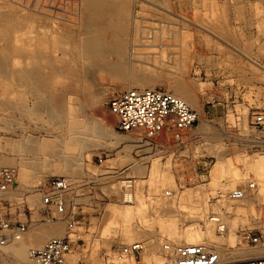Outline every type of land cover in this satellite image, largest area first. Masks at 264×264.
<instances>
[{"label": "rangeland", "instance_id": "obj_1", "mask_svg": "<svg viewBox=\"0 0 264 264\" xmlns=\"http://www.w3.org/2000/svg\"><path fill=\"white\" fill-rule=\"evenodd\" d=\"M0 1L6 5L23 4L50 19L27 21L26 16L31 17L28 9L17 12L13 19H6L0 9L1 39L11 42L12 50L18 49L20 46H16L21 42L26 48L27 42H37L43 36L55 41L50 44L52 48H74L81 41V27L77 25L78 0ZM159 1H163L164 9L142 3L145 8L137 18L138 26L129 32L126 40L140 45L137 52L141 60L136 62L137 68L149 66L142 60H154L156 65L162 66L163 69L152 72L157 78L154 88L175 94L178 86H185L199 101V107L190 106L200 113V122L182 136V141L189 146L180 150L171 133L172 137L163 141L162 133L149 139L139 131L120 132L118 118L109 102L126 89L120 87V80L112 77L99 82L104 96L98 107L100 115L96 113L93 118L103 120L110 130L126 140L106 148L92 137L88 138L89 142L72 144L65 129L54 124L47 113L33 110L38 100L46 101L42 96L33 94L30 87L12 78L0 76V170L10 168L17 173L16 184L7 191L0 189V221L27 224L29 213L36 214L44 207L40 187L46 180L69 177L76 185L68 195L67 208L75 207V213L82 210L80 208L83 212L101 213L99 219L91 220L88 229L80 228V236L75 234L78 223L72 229L71 240L75 244L72 260L81 259L84 264H164L167 257L163 245L190 244L184 242L190 230L206 235L203 215L209 214L219 217L222 223L232 221L231 239L219 245H207L205 241L195 244L204 243L215 251L219 247L217 251L225 263L249 258L252 252L264 255V242L255 244L242 237L244 231L253 238L264 236V125L256 128L253 123L256 115L264 113V68L260 67H264V0ZM54 16L60 19L54 20ZM190 31L201 35L200 38H190ZM203 31L206 32L204 37ZM190 40L194 41L190 43ZM14 56L10 55L13 66L18 60ZM50 60L54 62L53 54ZM48 61L49 58L38 60L39 68ZM50 72L53 73L51 69ZM46 81L53 84L57 92H62L66 85L61 78ZM80 118L88 123L85 117ZM59 136L68 141L62 152L78 160L71 167L72 176L56 172L65 165L58 158L42 156L43 161L38 166L23 165L22 157L34 154L22 148V143L32 139L43 144ZM150 142L157 148L148 146ZM143 144L146 147L142 148ZM205 162L207 170L203 166ZM124 171L133 181L131 189L113 175ZM81 182L86 185L76 187ZM251 183L255 187L250 189ZM240 189H247L243 202L242 198L234 196ZM32 220V225L27 224L28 231L17 239L36 231L40 222H36L35 217ZM44 223L43 226L57 228L59 224ZM213 223L217 231L220 222ZM168 227L179 236L171 235ZM66 229L64 224L61 234L39 246L29 243L28 259L38 264L29 253L43 248L52 239L64 237ZM134 243H142L141 255L119 259V249ZM8 246L0 244V264H23L6 252Z\"/></svg>", "mask_w": 264, "mask_h": 264}, {"label": "bare ground", "instance_id": "obj_2", "mask_svg": "<svg viewBox=\"0 0 264 264\" xmlns=\"http://www.w3.org/2000/svg\"><path fill=\"white\" fill-rule=\"evenodd\" d=\"M144 2L151 6H156L158 8L164 9L162 7L163 1H159V0L157 2L158 4L154 1L150 2L148 0H133V1L78 0L80 7V14H79L80 19L78 20L79 22L77 23V25H80L81 27L82 36L80 35L81 41L79 40L80 42H77L74 48H68V47L64 49L62 47H61L62 49L59 47L52 48L50 47V44L53 45V42L55 41L51 42V40L47 39L46 36H43V38L37 40V42L36 41L27 42L28 44L26 45V48H24L23 46L25 45V43L21 42L18 46H16V48L20 46L18 49L12 50L11 49L12 43L5 41L4 39H1L3 38V35L0 31V76L3 79L12 78L14 81L26 85V87H30L31 92L33 94L42 96L43 99L46 101L41 102L38 100L36 105L33 107V110L44 111L45 113H47L49 119L54 124L58 125L61 129L62 128L65 129L64 132H66V135L70 138L69 140H71L72 144H76L84 140H87L89 142L88 138L90 137H92V139L98 140L99 143L97 144H100L104 148L108 147L110 144L114 145V144L122 143L126 139H123L119 134H117L113 130H110L108 128V125L105 122H102L103 120L98 121L95 120L93 117L96 113H99L100 115L98 107L101 104L102 98L104 96L102 87L99 86L100 80L109 77L118 79L121 81L120 87L125 88L126 90L132 88H141V89H146V87L154 88L156 83L155 80L157 78L154 76V74H152V72L157 71L159 69L160 70L163 69L162 66L156 65L154 60L151 61L142 60L143 64H148L149 66H139V68H137L138 66L136 62L141 60L139 59L138 57L139 53L137 52L138 50L137 48L140 45H137V43H135L134 40L132 41L126 40L127 36H129V32L132 31V29L138 24L137 18L139 17V15L142 16L141 14L142 10L145 8L142 4ZM0 3L2 2L0 1ZM19 5L16 6L13 3L6 5L2 3L0 4V9L1 12L6 15L7 17L6 19H13L14 14H16L17 12H22L23 10L27 11L26 9H28V7L24 6L23 4H19ZM29 12H31L30 14L31 17L28 18V16H26L27 21L50 20L49 17H47L48 15L46 16L44 14L41 15L38 14L39 11H36L37 12L36 13L33 12V9H28V13ZM54 17H55L54 20L58 21L60 19L58 16H54ZM73 22L74 21L72 20V23ZM74 23L76 24V22ZM67 24H69V22ZM68 42L69 41H67L66 43ZM11 54H15V56L18 59L16 65L14 64L15 66H13L12 62L10 61ZM52 54L54 57V62L50 60ZM41 58H49V61L47 63L43 62L42 64L43 67L42 66L40 67L41 68V72H40V68H39L40 65L37 62ZM253 62L259 65L258 62L255 61ZM260 67L264 68L261 65ZM50 69L52 70L53 73L50 72ZM164 76L165 75H163V77ZM55 78L64 79L66 85L63 88L62 92H57L54 89L53 84H49L46 81L47 79L53 80ZM131 80H133V82ZM51 83L54 82L51 81ZM175 95L181 98L182 100H184L189 106L190 104L196 107L200 106L198 103L199 101L192 93H190L185 88V86L184 87L178 86ZM80 117H85L86 118V119L84 118L85 121L88 119V123L86 122L84 123V121L82 122L80 120L81 119ZM164 131L161 132L162 133L161 138L163 141L170 139V136L172 134V133L170 134V132L167 130ZM56 138L57 140L54 141L51 140V142H47L43 144H37L36 141L32 139L30 141H26L22 143L21 144L22 148L28 150L29 153L34 154L32 157H22V162H24L23 165L29 164L32 166H38L39 164H41L40 162L43 161L42 156L58 158L59 160L64 161L65 165L64 168L61 169V171L57 170L56 172L60 174H65L66 176H72L74 171L71 167L78 160L74 159L70 154L66 155L64 152H62L61 149L67 144L68 141H66L63 136L55 137V139ZM86 145L88 144L86 143ZM95 145L96 142L93 146ZM245 199L246 198L244 197L240 201L243 202V200L245 201ZM131 211L132 210H130V212ZM171 213L173 212L171 211ZM119 216L120 218H122L121 214ZM200 217L202 218V214L200 215ZM120 218H118V220ZM203 218L205 221L204 228L206 235L205 234L203 235L200 232L194 230H190V232L185 234L184 237L185 243H190V245H195V243L197 242L205 241L207 242V245L209 243H214V244L217 243L219 245L220 243H223L224 240L230 241L231 239L230 232L232 231V226H231L232 221L231 224L225 222L222 223L219 217L210 214L209 216L207 215L205 217L203 215ZM213 222L215 223L220 222L216 226L217 231L213 228V224H214ZM39 227L41 226H38L36 229H38ZM168 228H170L168 232L171 235H174L175 237L179 236V233L172 230L171 227ZM54 229L55 228L50 227L49 231L51 232L55 231ZM215 231L218 232V234H216ZM40 234H41L40 232H36V233L32 232V235L24 234L19 239L15 238L16 240L14 239L10 244H8L10 246L6 247L7 249L6 252L16 257L19 262L22 261L23 264H34L31 262L32 260L30 261L27 257L28 256L27 247L29 243H34L37 239H39ZM51 234L52 236L57 235L56 233H51ZM232 244L233 246H235L234 242ZM154 245H156L155 242ZM182 245H187V244H182ZM218 245H216V247ZM222 246H225V243ZM218 248L219 247L216 248V251L214 250L217 254H219ZM252 253L253 254H248L249 258L239 259L238 261L235 262L264 258V255H261L260 252H256V253L252 252ZM242 255L243 253L240 254V256ZM30 256H31V252L29 253V257ZM219 256L221 257L220 254ZM165 260L166 262H164V264H172L169 258ZM222 262L223 264H233V263H225L224 259H222Z\"/></svg>", "mask_w": 264, "mask_h": 264}, {"label": "built area", "instance_id": "obj_3", "mask_svg": "<svg viewBox=\"0 0 264 264\" xmlns=\"http://www.w3.org/2000/svg\"><path fill=\"white\" fill-rule=\"evenodd\" d=\"M111 111L118 118L117 129L120 132L139 131L145 133L146 137L152 139L162 131L172 133L176 141L181 144L184 131H188L198 125L200 113L190 107L184 100L172 92L161 88H132L116 94L109 102ZM256 128L264 125V113L256 115L253 121ZM152 149L155 144L150 142ZM157 147V146H156ZM100 163L103 160L99 159ZM207 170L208 163L203 164ZM124 172H114L118 180H122L126 187L131 189L133 181L127 178ZM17 183L15 169L4 168L0 170V189L7 191ZM91 184V183H90ZM92 184H95L93 181ZM76 183L68 177H52L40 187L43 194V204L46 210L47 222H54L58 219L67 222L66 234L62 238H55L41 249L31 251V257L38 264H84L81 259L75 261L71 257L74 254L73 242L71 240L72 229L77 225L78 219L75 207L67 208L68 195ZM85 182L79 183L76 187L85 186ZM254 183L249 188H254ZM247 189H240L235 192L236 198L246 195ZM8 221V220H7ZM0 221V244L8 245L17 236L25 233L30 228L27 224ZM242 237L247 242H264V236L253 238L250 233L244 231ZM142 243H134L130 246H123L117 255L119 259L135 258L143 252ZM163 252L172 264H223L222 258L213 249L203 245H172L164 244ZM233 264H264V258L250 259L235 262Z\"/></svg>", "mask_w": 264, "mask_h": 264}, {"label": "crops", "instance_id": "obj_4", "mask_svg": "<svg viewBox=\"0 0 264 264\" xmlns=\"http://www.w3.org/2000/svg\"><path fill=\"white\" fill-rule=\"evenodd\" d=\"M133 1V0H131ZM145 3V2H144ZM205 33L203 31V37L205 36ZM201 35H195L194 32H191L190 31V38H196L197 40L200 38ZM194 40H190V43L193 42ZM205 52V50H204ZM142 148L146 147L144 144L141 145ZM180 147V150H185L186 147L189 146V143H186V142H183L181 144L178 145ZM157 147L155 146V148L153 149H156ZM144 150V149H143ZM82 210L78 211V213H76V217L78 219V226L76 227L77 231L75 232L76 235L80 236L81 233H80V228H87L89 227V225H91V220L93 218L95 219H99L100 216H101V213L100 211L99 212H83V208H80ZM32 217H35L38 221L36 222H40V225L41 227H39L38 229H36L35 233L36 232H40V238L37 239L33 244L34 245H37L39 246L40 244H42L43 242H45V240H47L48 238L52 237V234L51 233H56L57 235L61 234L62 233V229H63V225L65 224L66 225V228L68 227L67 225V222L65 220H62V219H58L56 221H54V223L56 222H59L58 224V228L57 227H53L55 228L54 230L55 231H49L50 230V227H46V226H43L45 225L44 222H47V216H46V210H45V207H43L42 209H40L36 214H33V213H29L28 215V222L27 224L30 223V225H32L33 223V220H32ZM20 222V221H19ZM22 223V222H21ZM67 230V229H66ZM47 243V242H46ZM45 243V244H46ZM79 245V244H78ZM73 246L75 247V244H73ZM84 246V245H83Z\"/></svg>", "mask_w": 264, "mask_h": 264}]
</instances>
